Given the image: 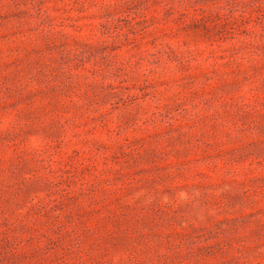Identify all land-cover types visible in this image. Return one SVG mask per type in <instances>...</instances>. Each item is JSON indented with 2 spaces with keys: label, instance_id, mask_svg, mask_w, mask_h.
I'll return each instance as SVG.
<instances>
[{
  "label": "rangeland",
  "instance_id": "374dc122",
  "mask_svg": "<svg viewBox=\"0 0 264 264\" xmlns=\"http://www.w3.org/2000/svg\"><path fill=\"white\" fill-rule=\"evenodd\" d=\"M0 264H264V0H0Z\"/></svg>",
  "mask_w": 264,
  "mask_h": 264
}]
</instances>
